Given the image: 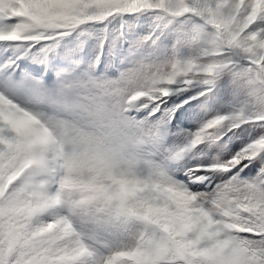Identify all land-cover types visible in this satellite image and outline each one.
<instances>
[{
  "label": "snow or ice",
  "instance_id": "obj_1",
  "mask_svg": "<svg viewBox=\"0 0 264 264\" xmlns=\"http://www.w3.org/2000/svg\"><path fill=\"white\" fill-rule=\"evenodd\" d=\"M0 264H264V0H0Z\"/></svg>",
  "mask_w": 264,
  "mask_h": 264
},
{
  "label": "trees",
  "instance_id": "obj_2",
  "mask_svg": "<svg viewBox=\"0 0 264 264\" xmlns=\"http://www.w3.org/2000/svg\"><path fill=\"white\" fill-rule=\"evenodd\" d=\"M118 23V22H117Z\"/></svg>",
  "mask_w": 264,
  "mask_h": 264
}]
</instances>
